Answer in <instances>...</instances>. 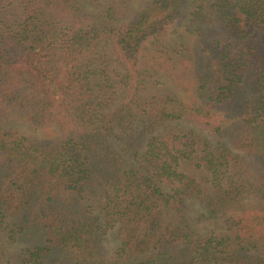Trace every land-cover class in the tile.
<instances>
[{"label":"trees","instance_id":"1","mask_svg":"<svg viewBox=\"0 0 264 264\" xmlns=\"http://www.w3.org/2000/svg\"><path fill=\"white\" fill-rule=\"evenodd\" d=\"M12 263L264 264V0H0Z\"/></svg>","mask_w":264,"mask_h":264},{"label":"rangeland","instance_id":"2","mask_svg":"<svg viewBox=\"0 0 264 264\" xmlns=\"http://www.w3.org/2000/svg\"><path fill=\"white\" fill-rule=\"evenodd\" d=\"M35 134L38 138H44V137L52 136L51 131H49L48 129L47 130H41L39 132H36ZM184 208H185L184 210L190 216H192L195 229H197L200 233L202 232L205 235H207L209 233V231H211L213 228H219V225L222 222L221 219H219L217 217L215 219H209L207 217H201L199 215V210L195 204L187 203L184 206ZM24 242L25 241L22 242L21 240H19L18 242L14 243L12 245H9L7 248L6 247L5 248L8 249L7 251H13L15 249L14 247H16L18 249L19 247H21L24 244ZM103 243H104L107 251H111L113 249V247L115 246V241H114L112 235H106L104 237ZM12 264H14V263H12Z\"/></svg>","mask_w":264,"mask_h":264}]
</instances>
